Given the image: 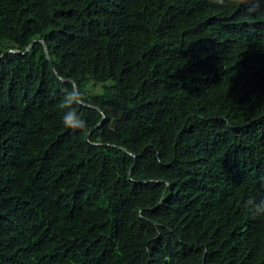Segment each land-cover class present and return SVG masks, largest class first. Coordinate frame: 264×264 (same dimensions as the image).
<instances>
[{
	"label": "trees",
	"instance_id": "obj_1",
	"mask_svg": "<svg viewBox=\"0 0 264 264\" xmlns=\"http://www.w3.org/2000/svg\"><path fill=\"white\" fill-rule=\"evenodd\" d=\"M242 4L0 0V264H264V14Z\"/></svg>",
	"mask_w": 264,
	"mask_h": 264
},
{
	"label": "clouds",
	"instance_id": "obj_2",
	"mask_svg": "<svg viewBox=\"0 0 264 264\" xmlns=\"http://www.w3.org/2000/svg\"><path fill=\"white\" fill-rule=\"evenodd\" d=\"M217 6H225L227 0H214ZM242 7L247 14H264V0H243ZM80 93L75 84L63 89V100L61 107L65 109L62 115L63 124L72 129H81L86 126V121L74 107L80 103ZM245 207L256 216H264V198L257 200L249 198L245 202Z\"/></svg>",
	"mask_w": 264,
	"mask_h": 264
},
{
	"label": "rangeland",
	"instance_id": "obj_3",
	"mask_svg": "<svg viewBox=\"0 0 264 264\" xmlns=\"http://www.w3.org/2000/svg\"><path fill=\"white\" fill-rule=\"evenodd\" d=\"M109 85V83L105 84V85H97V84H92L89 87L90 93L92 94H98L101 93L104 90V87Z\"/></svg>",
	"mask_w": 264,
	"mask_h": 264
},
{
	"label": "water",
	"instance_id": "obj_4",
	"mask_svg": "<svg viewBox=\"0 0 264 264\" xmlns=\"http://www.w3.org/2000/svg\"><path fill=\"white\" fill-rule=\"evenodd\" d=\"M31 48H32V45L28 48L27 52H29L31 50Z\"/></svg>",
	"mask_w": 264,
	"mask_h": 264
}]
</instances>
